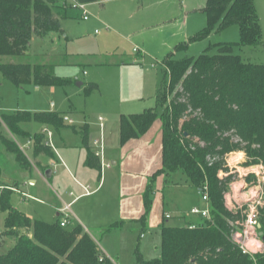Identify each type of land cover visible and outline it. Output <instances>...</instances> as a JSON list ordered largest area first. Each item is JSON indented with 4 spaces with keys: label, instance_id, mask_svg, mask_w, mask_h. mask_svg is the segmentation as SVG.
<instances>
[{
    "label": "trees",
    "instance_id": "1",
    "mask_svg": "<svg viewBox=\"0 0 264 264\" xmlns=\"http://www.w3.org/2000/svg\"><path fill=\"white\" fill-rule=\"evenodd\" d=\"M56 3L57 0H0V56H25L34 36L63 33L64 15L54 11ZM202 10L207 16L206 27L189 42L176 45L175 52L185 51L192 42L233 26L238 27L239 41L211 44L197 56L168 55L156 90V106L141 113L122 114L120 138L125 143L146 133L158 118L163 122V166L146 188L145 212L139 221L144 223L151 212L156 177L163 172H182L198 191L208 186L212 222L195 221V228H190L193 222L189 221L182 226L164 225L161 256L147 260L137 246V264H254L229 239L230 214L223 205L227 185L218 177L223 161L210 160L244 147L253 163L264 164V63L247 61L234 52L236 46L262 45L261 25L254 0H207ZM212 48L216 51L210 52ZM55 69V64L46 63H0L3 76L19 87L66 86L71 82L58 76ZM169 93L173 95L168 103ZM30 122L57 129L67 126L60 112L0 113V140L26 169L32 166L28 156L13 137L4 133L3 124L14 135L32 138L35 156H51L52 147L42 133L32 136L22 128ZM235 135L240 140L234 141ZM87 165L101 168V161L92 151ZM13 193L11 185L0 182V212L6 213V231L2 234L16 238L12 247L0 253V264H115L81 224L62 226L60 220L33 219L12 204ZM260 223L264 232V209ZM17 229H31L32 235ZM257 264H264V254L258 256Z\"/></svg>",
    "mask_w": 264,
    "mask_h": 264
},
{
    "label": "rangeland",
    "instance_id": "2",
    "mask_svg": "<svg viewBox=\"0 0 264 264\" xmlns=\"http://www.w3.org/2000/svg\"><path fill=\"white\" fill-rule=\"evenodd\" d=\"M77 2V0H57L54 11L60 16L66 15L61 18V25L65 31L63 34L55 31L45 36H34L28 46L29 54L25 56H0V63L55 64L56 74L70 79L71 82L66 86H41L39 89H36L34 84L19 87L7 80L0 71L1 114H11L18 110L36 112L52 109L72 116L75 126L86 123L100 133V116L106 119L104 123L111 129L116 127L120 114L142 112L145 108L154 107L157 83L163 78V59L172 50L164 45L165 40H168L167 32L173 29L170 21L177 16L182 8V2L199 7L205 4L206 0L93 2L88 3L87 8L90 12L88 20L83 18V10L75 6ZM173 2L174 5H172ZM254 3L264 40V0H254ZM166 10L167 13H165ZM188 23L189 32L195 35L206 27L207 16L200 9L193 11L189 13ZM239 39L238 27H229L221 32L213 33L207 39L192 42L187 50L178 51L174 56L176 58H181L185 54L197 56L211 44L237 42ZM143 43L146 45L144 46ZM135 47H140V53H143L142 57L138 56L140 61L146 64V68L142 71L137 68L140 67L138 63H136L138 66L122 64V62L133 60V54H137L134 51ZM215 51L214 48L210 50V52ZM234 52L241 54L247 61L264 63V43L256 47L236 46ZM180 88L179 85L178 89ZM172 95L169 93L168 103ZM22 128L32 132V136L42 133V131L34 133L40 128L35 122L25 123ZM3 131L10 137L18 138L20 147L32 163L30 169L23 168L15 155L9 152L0 140V182L13 187L12 204L33 219L47 222H54L56 218L63 219L65 215L57 217V210L54 209L55 203H59L57 193L65 197L72 189L74 190L73 185L64 182L55 184L54 181L50 184V179L44 180L37 172L36 158L33 155L34 143L27 145L28 141L12 134L5 123ZM62 135L76 150L75 145L80 143L81 138L73 131V127L67 125ZM28 139L34 141L32 138ZM56 140L61 141V137L55 131L52 133L51 145L55 144ZM195 140L199 141L197 138ZM233 140L240 139L235 135ZM41 159L48 160L43 157ZM251 159L245 148L241 147L226 153L221 159L210 160V163L221 160L224 171L229 173L234 171L222 180L226 183L227 190L231 181L244 178L243 168L252 165L264 167L263 163H253ZM237 168L240 169V173ZM240 174L243 175L240 176ZM167 175L154 180L153 211L159 210L164 202L165 212L173 214L166 224L182 226L186 224V221L178 217L179 210H189L192 203L203 205L201 195L182 172ZM255 180L253 175L246 178L248 183ZM54 188L57 193L54 192ZM74 194H77V191ZM223 205L230 214L227 222L230 227L228 236L231 241L232 223L241 215L231 213L225 204ZM5 217L6 213L0 212V229L4 232L6 231ZM17 231L32 235L31 229H17ZM141 232L146 237L138 241ZM125 234L130 235L131 239L126 237L127 243L119 259L120 264H137L134 254L139 243L140 251L147 260L161 256L160 226H147L143 229L135 225L127 228ZM15 240L14 235L1 234L0 253L12 247Z\"/></svg>",
    "mask_w": 264,
    "mask_h": 264
},
{
    "label": "crops",
    "instance_id": "3",
    "mask_svg": "<svg viewBox=\"0 0 264 264\" xmlns=\"http://www.w3.org/2000/svg\"><path fill=\"white\" fill-rule=\"evenodd\" d=\"M103 1L106 0H99L96 2ZM174 4L173 2L172 5ZM205 5L206 2L205 4L199 5V7L194 4L188 5L187 2H182V8L179 10L177 16L170 21V26L173 29L167 32L168 40L164 42V45L168 47V49H172L169 55L171 53H176V45L189 42L191 37H193V32H189V13L199 9L203 11L202 9ZM165 13H167V10ZM65 16L66 15H64V17ZM143 45L145 46L146 44L143 43ZM191 45L192 43L189 46ZM27 54H29L28 51ZM133 55V60L122 62V64L135 65L138 63L140 67L137 68L141 71L144 70L146 64L140 61L138 57H142L143 53L137 52V54ZM167 56H165V58ZM158 84L159 83H157V87ZM40 87L41 86H36V89ZM52 106L55 107V104L52 103ZM149 108H145V110ZM45 111L59 112L52 109ZM134 113L141 112H131L129 114ZM122 114H120V116ZM62 115L66 125L73 127V131L80 136L81 141L79 144L75 145V150L72 144H68L62 135V131L65 127L57 129L51 125L46 126L40 122H35L40 128L34 133L42 131L46 142L49 141V137L48 133L44 132L45 129L51 131V138L52 133L55 131L59 133L61 137V141L56 140L55 144H49L53 151L51 156L47 154L35 156L33 149L38 175L44 180L50 179V184L54 181L55 184H57V182H64L65 184L71 183V186L73 185L77 194H74L75 191L72 189L69 195L65 197L57 193V190L54 188V192L57 193L59 198V203H55L54 207V209L57 210V217L62 214L65 215L62 209L69 206L67 211L69 214L68 225L74 226L76 224H81L85 231L94 238L104 254L111 258L115 264H120L119 259L124 251V246L126 247V240L130 238V235L128 236L125 234L127 228L129 229L131 226L135 225L141 226L143 229L147 226H160L162 230V227L166 225V222L169 220V218H166V214L170 213L165 212L163 209V202L157 211L156 209L153 211L152 205V212L147 216L144 223L139 221L145 212L144 193L146 188L148 184L151 183L152 176L163 166V122L161 118H158L146 133L139 137L132 138L125 143H121L120 116L116 127L110 129L107 128V124L104 123L103 128H101L100 125L101 130L99 133L97 129L91 128V126L86 123L75 126L72 116L67 113H62ZM65 117L72 120V122L65 120ZM103 119L105 122L106 119L104 117ZM82 133L87 135V139L86 137L84 138ZM101 136H103L104 157L99 158L95 155L101 161V168L97 169L88 166L87 159L90 151L95 154L92 140L101 138ZM13 138L21 145L17 137ZM26 141L28 140L26 139ZM32 142L33 141H31V143ZM41 157L47 158L48 160H42ZM102 162L111 163V165L102 166ZM48 169L51 171L50 176L47 175ZM164 175H167V173H161L156 177L155 181ZM86 187L89 188V192L86 190ZM191 205L189 210H179L178 212V217L186 221V223H188V221L195 222L200 220L198 217L189 214L190 209L197 204L192 203ZM161 209H163V212H161ZM170 215V218H172L173 214ZM56 220L61 221L62 219L56 218ZM145 237V234L141 232L138 241H140V238ZM137 246H139L140 249V243ZM134 255L136 257V253Z\"/></svg>",
    "mask_w": 264,
    "mask_h": 264
},
{
    "label": "built area",
    "instance_id": "4",
    "mask_svg": "<svg viewBox=\"0 0 264 264\" xmlns=\"http://www.w3.org/2000/svg\"><path fill=\"white\" fill-rule=\"evenodd\" d=\"M76 7L83 10V18L86 20L89 18L88 3L77 2ZM141 48L135 47L134 51L141 52ZM65 120H69L65 117ZM101 128L104 126L103 117H99ZM72 122V120H69ZM44 132L48 133L50 144L51 131L45 129ZM93 146L95 148V155L99 158L104 157V143L103 136L101 138H96L92 140ZM31 141L28 140L27 145H30ZM111 163L102 162V166H110ZM238 172L240 173V169ZM236 172V171H235ZM234 171L230 173L220 169L218 172V177L224 180ZM244 178L241 180H234L229 183V188L224 191L223 198L224 204L228 211L233 214L241 215L232 224L233 228L231 230V241L232 243L241 251L242 254L249 256L254 264H257V258L259 255L264 254V240L260 235V217L262 209L264 208V167L262 165H252L243 168ZM243 174H240L242 176ZM250 175L255 176V182L248 183L246 178ZM89 188L86 187V190ZM203 205L193 206L189 214L198 217L199 221H210L211 217V207L209 199V189L205 185L202 190L199 191ZM69 206L62 209L65 217L61 220V225L66 226L69 224V214L67 213ZM170 214H166V218H170ZM197 222L190 224V228H195ZM2 231L0 229V235Z\"/></svg>",
    "mask_w": 264,
    "mask_h": 264
},
{
    "label": "water",
    "instance_id": "5",
    "mask_svg": "<svg viewBox=\"0 0 264 264\" xmlns=\"http://www.w3.org/2000/svg\"><path fill=\"white\" fill-rule=\"evenodd\" d=\"M51 171L50 169L47 170V175L50 176ZM260 228H261V224H260ZM260 235L262 236L263 240H264V232L262 230H260Z\"/></svg>",
    "mask_w": 264,
    "mask_h": 264
}]
</instances>
